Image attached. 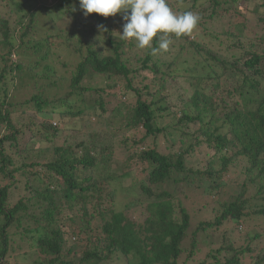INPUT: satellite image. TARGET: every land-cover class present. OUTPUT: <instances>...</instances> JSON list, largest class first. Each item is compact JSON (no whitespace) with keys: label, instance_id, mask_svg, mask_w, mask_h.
Wrapping results in <instances>:
<instances>
[{"label":"trees","instance_id":"16d2710c","mask_svg":"<svg viewBox=\"0 0 264 264\" xmlns=\"http://www.w3.org/2000/svg\"><path fill=\"white\" fill-rule=\"evenodd\" d=\"M27 1L0 0V264H10L8 254L16 251L12 243L17 235L34 240L37 249L19 253L14 264H27L22 255L30 264H179L208 245L213 257L221 256L229 243L237 249L233 259L213 264H243L239 255L255 252L264 238L252 230L244 248H236L233 239L235 225L264 221V2L250 8L251 0H167L173 12L191 11L200 18L191 34L169 36L170 46L200 57L191 94L182 87L170 94L176 77L163 67L175 61L169 66L152 62L148 55L133 66L123 53L135 46L120 38L123 22L117 26V39L112 36L111 22L119 20L118 14L85 17L79 0ZM96 37L106 38L111 55L96 48ZM31 52L41 57L35 64L42 67L41 74L29 61ZM70 56L76 59L70 61ZM59 66H75L71 91L50 100L40 81L56 77ZM89 75L105 79L107 86L83 85ZM27 80L35 82V89L41 87L26 102L36 112L7 100L9 88L12 93L25 88ZM89 93L98 98L83 106L72 101L78 97L85 102ZM122 97L126 100L120 102ZM181 97L182 106L175 103ZM91 111L112 117L111 122L118 119L133 137L138 136L134 130L143 133L133 144L145 148L131 159L145 165L146 177L126 185L131 170L111 175L112 166L92 155L99 147L102 155L108 153L110 145L106 151L103 143L85 146L81 141V153L73 144L59 142L70 117L82 121ZM44 112L51 118H41ZM167 118L180 142L176 151L165 154L145 142L163 131L173 135ZM87 171L91 174L83 177ZM170 184L171 191L165 189ZM121 202L125 210L117 212ZM144 202L146 217L131 222L132 211ZM79 205L77 217L66 216L73 220L70 230L63 229L66 223L57 224L64 210ZM95 220L97 225L104 221L103 234L93 231ZM12 227L17 231L11 233ZM68 235L78 239L76 244L68 243ZM217 240L220 246L213 251ZM257 262L264 264V249Z\"/></svg>","mask_w":264,"mask_h":264},{"label":"rangeland","instance_id":"374dc122","mask_svg":"<svg viewBox=\"0 0 264 264\" xmlns=\"http://www.w3.org/2000/svg\"><path fill=\"white\" fill-rule=\"evenodd\" d=\"M11 1V0H10ZM16 2H20V1H24V0H15ZM26 1V0H25ZM31 1V0H28ZM27 1V2H28ZM204 1V0H203ZM202 1V2H203ZM34 5L38 4V0H32ZM189 2V0H188ZM264 2V0H251L250 5H248L250 8H255V7H259L260 5H262ZM191 3H187V4H182V8L186 9L187 7L190 6ZM239 4H241V7H244L245 4L243 3V1H241ZM124 15V13H118V16L116 18H118L119 20L116 19H112L113 21L111 22V29H113V35L115 40L117 39V37L119 36V31L118 29V25L121 24V22H125L122 19V16ZM42 19V18H41ZM43 21V20H42ZM220 21V19H219ZM223 23H225V21H223ZM64 27V26H63ZM213 26H211L212 28ZM216 26H214L215 29ZM66 29V28H65ZM118 29V30H117ZM68 30V29H66ZM44 32V31H42ZM45 33V32H44ZM51 33V32H50ZM50 33L46 34L45 36L49 35ZM53 33V32H52ZM97 36H102V35H97ZM106 36V35H105ZM44 37V36H41ZM92 42L96 43V48L97 49H101L100 52H102L104 55H111L112 54V46L108 45V42L106 41V38H100V37H96L92 40ZM128 42V41H127ZM134 42V41H133ZM135 44V42H134ZM188 48V47H187ZM32 53V55H31ZM29 54V61L30 63L33 65V68L41 74L42 72V67L39 66L38 68H36L35 64L37 62L40 61V56L36 55L35 53L33 54V52H31ZM123 53L125 54V58L128 59H132V64L133 66L136 65V61L139 58H144L148 55L151 56V60L153 62V60H157L160 63H166V65H169V63L175 61V63L173 64V66L170 68H165L163 67L164 71H169L170 73L174 74L176 77V80L174 81V85L175 88H172V83L170 84L169 87L172 88L170 94L174 91H178L179 89H177V87H182L185 91H188L189 94H191V92L194 90L195 85L193 83H197L194 82L192 80L193 75L198 73L196 68L198 66L197 63L200 60V57H198L195 52H191L190 50L185 51V52H179L177 50V48L175 46H169L168 51L164 52H158L155 55L149 54L147 51L145 50H141L139 48L136 47V45L134 47H125V50ZM27 56H24L23 58H26ZM76 57V56H75ZM74 56H70L69 59L70 61H73L74 59H76ZM66 59V60H65ZM65 59H63L64 61L68 62V58L66 57ZM75 66H72L71 68H65V67H61L59 66V74L56 75V77H54L53 79H46L49 76H45L43 81H40V85L43 87V89H45L46 95L48 96V98H50V100L54 99V98H61L64 97L68 92H70V83H71V74L74 71ZM28 85L27 87L23 88V87H19L18 91H14L12 93V88H9L8 90V96H7V100L9 102H13L15 105L16 104H23L25 109H28L29 111L32 112H36V110L32 107V104L27 105L26 102L28 100L31 99V97L33 96L34 93L41 91V87H39L38 89H35V82H31L29 80H27ZM202 82V81H201ZM19 83V82H18ZM20 84V83H19ZM39 85V83H37ZM48 84H52L53 86H47ZM83 85L85 86H92V87H96V88H103L107 86V81L105 79H98L92 76H86L85 79L83 80ZM19 86V85H18ZM170 88V89H171ZM207 93H209V90L207 89ZM38 94V93H37ZM91 98H88V94L85 95V97L83 99H85V102H82L80 100V98L75 97L72 101L75 103L77 106H83L84 104L88 103L89 99L93 100V102L95 101L96 98H98V95L94 94V93H89ZM188 94V95H189ZM104 95H106V93H104ZM2 97V95H1ZM129 96H127L128 98ZM189 96H187L188 98ZM129 98H132L131 96ZM143 100H146V96L143 97ZM125 99V97L120 100V102H123ZM135 101V98H133V102ZM176 104L179 105H183V97L179 98L176 100L175 102ZM175 103L172 106H175ZM123 108V107H122ZM19 112V109H17ZM61 110H66L65 108H61ZM125 110L122 109V113H124ZM172 112H174L175 114H177L179 117L181 116L179 110L177 109H173ZM41 118H46V119H50L51 115L47 112H44L43 115H40ZM109 119H112V117H110ZM109 119H105L103 118L101 115L96 114L94 112L91 111V113L86 114L85 119L84 120H79L78 118H69L68 119V124H67V129L64 130L62 136L59 137V142H64L66 141L67 143H71L73 144V148L74 150L76 149H80V152L83 153V150L81 149L80 146H78L81 141L85 142V146L90 145V143L94 142H98V144L103 143L102 146H104V148H106V151H108L107 147L108 145H110L112 149H109L108 153H103V155L101 154V149L100 147L97 150H93L92 155H98V157H101L102 160H104L105 162H108L109 165H111V171L110 174L113 175L117 174L120 175L124 172H128L131 170V176L127 179V184H130L131 182H134L136 180H141L144 178V176L146 177V173L143 172V169L145 168V165L140 166V164H136L137 161H135V163L132 161L131 158H133L134 160L137 159V152L139 153L141 150H143L145 147L144 146H139V145H134V138H136V140H139L141 137H143V133H141L138 130H134L132 131V133L134 134H138L137 137H133L131 133H129L127 131V129L124 127V125L122 124L121 121H119L118 119H114V121L116 122H111L108 121ZM172 120V119H171ZM170 119L167 118L166 121H168L166 124L168 126V130L171 131V128L173 126V123L171 122ZM57 121V120H56ZM57 123H60L59 121H57ZM57 123H55L56 125H58ZM61 127H64L63 125H61ZM173 133V135H171L170 133H165V131H163L162 133H160V135L156 138H150L148 139L145 143H147V147H151V148H157L160 152L168 154L170 153V151L172 149H174L175 151L177 150V148H179V138L178 135L179 133H177V129L174 128V130L171 131ZM165 133V134H164ZM178 134V135H177ZM130 135L132 137H130ZM127 138H130V143L127 144L125 142V140ZM157 139V141H156ZM178 142V145H175V143ZM157 143V144H156ZM34 144L37 146H40V142L38 140L34 141ZM46 146V145H44ZM90 148H92V146H90ZM37 149H39V147H37ZM108 155V157H107ZM29 160H32V158H30ZM43 159H38V162L42 161ZM101 160V161H102ZM44 163V162H42ZM107 163V164H108ZM83 168V167H82ZM82 170V169H81ZM91 174L90 171H87V173L83 176V177H87ZM96 180H100L99 177H97V175H95ZM95 182V180L92 181V183ZM125 186V185H124ZM173 187V184H170L169 186L165 187V189L171 191ZM92 192V191H91ZM128 201V199H126ZM127 203V202H126ZM148 202H144V204L141 206H136L135 208H137L135 211L133 210V216L130 217V221L133 222L134 220L138 219V218H145L146 216L144 214H142V209L147 206ZM63 205H65V207H67L66 202L63 201ZM125 202H121V205H118L115 209L117 212H120L122 210H125ZM80 209V211L82 210L81 205L77 206V208L75 210H71L68 208V210H64V216L65 217H61L62 219L60 222H57V224H61V222H63L64 224L66 223L68 225V227H63V229H66L67 231L70 230V226L73 223V220H70L68 217L66 216H71L73 218L77 217V212ZM142 214V215H141ZM62 215V214H61ZM83 215V214H82ZM111 215H107L106 218L110 219ZM201 217H198V220L195 221L194 223H198L200 221ZM261 221H257V222H245L244 224H239V225H235V229L236 231L234 232L235 235H233V239L235 240L234 242L237 244L236 248L238 247H242L244 248V246L247 245L246 238H247V234L251 235V231L252 230H258L259 232H262L264 234V227L262 225L258 226L256 224H259L260 222L263 223L264 225V221L262 219H259ZM82 219L79 218V220H77V222H81ZM105 223L102 220H98V225L96 224V220L92 222V226H93V231H95L96 234H99L101 232L102 233V228L101 226H103ZM16 228L12 227L10 229V232H16ZM71 232V231H70ZM67 238H69V242L70 245L71 244H76L77 240L76 238H74V236L72 235H68ZM212 242L214 240V237L211 238ZM245 239V241H244ZM211 242V243H212ZM262 242V243H261ZM259 243H256V246H254L255 252L251 253V254H247L246 253V258L243 255H239V259L243 260V264H257L258 260L260 259V257L263 255V249H264V238L262 239V241ZM229 244H225L226 246H224L225 248H227L226 250L222 251L221 256H216L213 257V253L210 251L211 246H206L205 248H203L198 254H196L194 256V258L190 259L189 261H187L185 258H181L179 261V264H201L202 262L206 261V263H208V261L210 262V264H213L215 261H218V263L222 260L226 263L227 258L228 259H233V256L235 255V252L237 249H235L234 247H231ZM12 246L14 247V249H16V251L14 252H10L8 254V262L11 264H14L17 260L15 259V257H17L20 254H24L25 252H29L31 250V247H34L35 249H37V244H35V241L32 240L31 238H29L28 240L23 241L20 238V235H17L14 243H12ZM220 246V241L217 240V242L212 243V249L213 251L215 249H217ZM20 247V249L18 248ZM231 248V249H229ZM262 250V251H261ZM79 251V247L77 245H75V253H78ZM262 252V253H261ZM74 253V254H75ZM22 257L27 258V264H30L31 260L29 257H27L26 255H22Z\"/></svg>","mask_w":264,"mask_h":264},{"label":"clouds","instance_id":"9594fccd","mask_svg":"<svg viewBox=\"0 0 264 264\" xmlns=\"http://www.w3.org/2000/svg\"><path fill=\"white\" fill-rule=\"evenodd\" d=\"M85 17L96 13L105 18L124 13L122 34L125 41H134L137 48L155 55L168 51L170 35L180 38L192 33L199 16L191 11L177 14L167 0H79ZM155 43L158 44L154 46Z\"/></svg>","mask_w":264,"mask_h":264}]
</instances>
